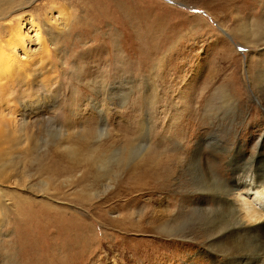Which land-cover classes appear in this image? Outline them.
Here are the masks:
<instances>
[{"label":"rangeland","instance_id":"obj_1","mask_svg":"<svg viewBox=\"0 0 264 264\" xmlns=\"http://www.w3.org/2000/svg\"><path fill=\"white\" fill-rule=\"evenodd\" d=\"M17 1L60 8L51 25L62 33L43 29L54 65L7 92L26 97L34 140L47 144L19 156L0 188V264H228L223 245L209 254L205 231L232 213L206 198L212 211L200 216L193 202L197 187L216 190L208 175L232 177L224 143L264 153V0ZM11 103L4 114L18 124ZM195 142L200 164L188 167Z\"/></svg>","mask_w":264,"mask_h":264},{"label":"bare ground","instance_id":"obj_2","mask_svg":"<svg viewBox=\"0 0 264 264\" xmlns=\"http://www.w3.org/2000/svg\"><path fill=\"white\" fill-rule=\"evenodd\" d=\"M231 1L233 2L230 4H233L235 0ZM16 2L18 1L0 0V188L7 184L12 172L17 169L14 161L19 156L30 149H35L36 153L39 154L45 150L47 144L46 137H44V139L38 137V139L36 138L34 140V132L32 134L29 128V114L32 110L28 107L30 103L25 99L26 97L24 98V96L21 95L14 96L11 93L9 97L7 92L11 91L9 89L13 87L17 89L18 86L28 87L31 79H33L32 83H38L37 77L39 74H41L42 71L45 72L48 65H54L50 60L51 46L48 44V39L47 37L45 38V34L44 37L41 35L43 29H45L46 34L54 37L62 33L61 29H56V27L51 25L53 10L57 9L61 14L62 11L60 8L52 4L48 5L49 3H43L42 8L41 6L35 5L33 7L31 6L30 9H26L28 6L24 4L25 2L21 1L17 4ZM25 23H29V25L34 28L40 42L41 51L44 54L41 57L42 59L40 58L41 64L39 66L31 64L27 60L29 54L25 44L27 41ZM50 42L52 44L54 38L50 39ZM52 47L56 48L55 43H53ZM18 50L22 52L23 58H21ZM259 77L263 82L260 83L264 85V74L260 72ZM224 96L226 97L227 94L223 95V97ZM13 99L18 101V107H20L19 113L21 118L18 124L13 123V121L4 114L5 110H8V112H15L14 109L16 107L11 103ZM58 131L59 130L55 131L56 135L54 141L56 140L57 144L54 143V145L56 144L58 148H63L67 154L73 153V151L76 150L74 145H68L64 143L65 141H61ZM212 137L211 139L213 140H221L214 136ZM58 139L59 141H57ZM206 140L208 141L209 137H207ZM222 141L223 140H221V142ZM44 142L46 143L45 146H43ZM222 143H224V141ZM226 143H224L222 147L226 150L225 153L228 155V166L231 167L232 177L230 179H223L219 176L213 177L212 175H208L210 180L215 181L214 184H217L215 185L217 188L215 191L213 190L211 192L207 191L202 186L197 187V192L201 197L193 202V204H195L194 210L200 216L211 212V207H208L206 203V198H208L215 205L220 207V209L216 208L218 213L220 211L223 213H232V221H229L231 223L228 224V226L224 221V226L219 227L218 224L215 223L216 221L212 223V220L208 219L210 225L208 230L205 231V239L209 254L213 256V258H216L218 252L213 245L221 244L223 245L222 247L225 248V250H221L223 253L222 255L228 264H264V153L261 154L254 150L251 154L246 155L244 152L240 151V148L234 150L232 145L226 149ZM195 144L192 153L190 151L188 155L185 156L189 158L188 161L186 159L187 162L185 161L188 167L200 164L201 144L197 142H195ZM132 153L133 151L130 152V154ZM185 154L187 153H183V155ZM114 155L116 157L117 153H112L111 157ZM98 159L96 161H98ZM206 167V165L203 166L205 173L208 172ZM153 186L157 192L158 189H162L159 183ZM181 197L180 202L184 199L183 196ZM180 208H182V206ZM160 212L161 214L164 212L166 214L170 212V215L174 214V210L171 209L169 211L168 208L166 210L161 209ZM177 214H179V212H177ZM222 217L225 218L223 215ZM161 227L168 233L174 234L175 228L171 224L166 226L164 223L161 224ZM231 240L233 241V245L234 242L239 241L241 243V241H246L251 247H248L249 249L245 247V249L231 250L233 245L231 243V246L227 245Z\"/></svg>","mask_w":264,"mask_h":264}]
</instances>
